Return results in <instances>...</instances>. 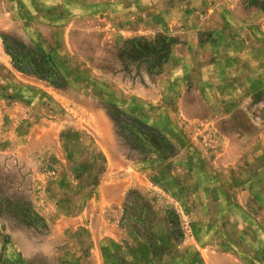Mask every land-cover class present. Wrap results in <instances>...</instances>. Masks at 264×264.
<instances>
[{
	"label": "rangeland",
	"instance_id": "rangeland-1",
	"mask_svg": "<svg viewBox=\"0 0 264 264\" xmlns=\"http://www.w3.org/2000/svg\"><path fill=\"white\" fill-rule=\"evenodd\" d=\"M103 180L100 264H264V0H0V264H87Z\"/></svg>",
	"mask_w": 264,
	"mask_h": 264
},
{
	"label": "crops",
	"instance_id": "crops-1",
	"mask_svg": "<svg viewBox=\"0 0 264 264\" xmlns=\"http://www.w3.org/2000/svg\"><path fill=\"white\" fill-rule=\"evenodd\" d=\"M134 9V8H129ZM127 29L128 27H124ZM113 159L118 156L115 152H110ZM119 161H117L118 163ZM125 184L123 182H111L110 180L101 181L96 187V194L92 199L86 201L85 206L78 211L77 216L81 222H85V227L89 233L90 247L87 254V264H100L99 262V241L103 238L113 240H123L124 233H127L125 228L119 222V215L110 216L109 209L121 207L124 204ZM78 218L73 219L76 221ZM125 231V232H124ZM129 231V230H128ZM131 245L135 242L132 238L133 233L130 232ZM134 241V242H133ZM96 253V260L94 254ZM139 262L140 258H134L132 262Z\"/></svg>",
	"mask_w": 264,
	"mask_h": 264
}]
</instances>
